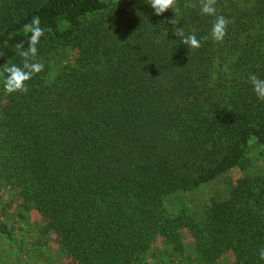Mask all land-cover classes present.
<instances>
[{
  "label": "trees",
  "instance_id": "obj_1",
  "mask_svg": "<svg viewBox=\"0 0 264 264\" xmlns=\"http://www.w3.org/2000/svg\"><path fill=\"white\" fill-rule=\"evenodd\" d=\"M185 2L175 27L198 49L146 0H0V71L22 66L25 23L49 29L28 92L0 80V236L24 264L45 248L53 264H264V172L243 167L264 158L248 80L264 79V0H216L230 21L219 43L215 17ZM238 168L197 210H172ZM32 223L23 247L13 228Z\"/></svg>",
  "mask_w": 264,
  "mask_h": 264
},
{
  "label": "clouds",
  "instance_id": "obj_2",
  "mask_svg": "<svg viewBox=\"0 0 264 264\" xmlns=\"http://www.w3.org/2000/svg\"><path fill=\"white\" fill-rule=\"evenodd\" d=\"M146 2L151 6L157 16L171 9L175 13V16L170 18L167 23L173 26L172 32L176 37L180 38V43L191 49L201 47V42L194 33L185 34L182 27H175L179 21L176 15L178 12L177 0H146ZM215 5L216 0H186L184 7L192 9L199 7L201 14L215 17L210 34L211 38L219 43L223 41L230 21L223 15H217ZM48 30L41 27L40 19L37 16H34L30 22L23 25L24 33L30 34L28 36V46L25 48L23 41L15 45L17 54L22 58V66L16 64L6 65L0 71V80L3 81V87L6 93L20 92L26 94L29 90L26 82L44 70V64L37 59V45L40 43V38ZM204 39H207V37ZM248 80L257 98L264 100V79L259 78L255 74H249ZM259 257L261 260H264V248L260 250Z\"/></svg>",
  "mask_w": 264,
  "mask_h": 264
},
{
  "label": "rangeland",
  "instance_id": "obj_3",
  "mask_svg": "<svg viewBox=\"0 0 264 264\" xmlns=\"http://www.w3.org/2000/svg\"><path fill=\"white\" fill-rule=\"evenodd\" d=\"M243 167L246 169V171L255 169L258 172H264V158L258 160H255L254 158H249L243 163ZM240 173H241V169L238 168L234 171L229 172L224 177L219 178L214 183L207 185L206 187L199 188V190H197V192L195 193H193L194 191L182 193L175 200L177 204L175 202L172 203L173 205L172 210H174L175 205H178V207L182 206L185 209H187L189 212H191L194 209L197 210L202 204H204L207 201L210 195L223 193L224 190L227 189L229 185L235 181V179L237 178V176L240 175ZM13 232L15 234V238L17 239L18 243L23 247L25 246L22 244L21 241H23V243L28 244V243H32L36 239V236L33 232V223L30 224V227H27L26 229L23 230L14 227ZM184 241L186 245L190 248L192 244V240L189 238L188 235L184 236ZM35 244L36 246L40 247L39 244L37 243ZM45 249L47 250L48 253L42 252L39 256H37V253L33 255V261H35L37 264H53L52 261L53 248H45ZM21 250H18L15 246L9 243L3 236H0V264H24L25 261H27L28 259L25 257V255L22 254ZM224 262L226 264H229L227 258L226 260L224 259Z\"/></svg>",
  "mask_w": 264,
  "mask_h": 264
}]
</instances>
